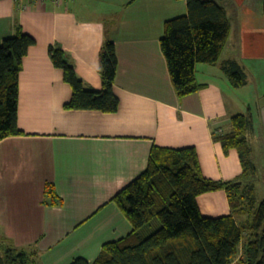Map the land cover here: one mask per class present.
Masks as SVG:
<instances>
[{"label": "crops", "instance_id": "0c3cea01", "mask_svg": "<svg viewBox=\"0 0 264 264\" xmlns=\"http://www.w3.org/2000/svg\"><path fill=\"white\" fill-rule=\"evenodd\" d=\"M213 1L229 18V39L217 64L195 66L203 87L178 98L160 39L165 21L187 13L185 0H64L58 7L0 0V45L15 34V23L35 40L19 72L17 124L23 134L0 141V244L35 246L39 264L93 262L104 244L132 231L111 199L143 173L152 146L195 148L208 179L241 176L237 151L225 154L212 135L229 132L231 117L239 113H251L254 194L257 202V193L264 198L261 0ZM108 38L117 56V112L66 110L71 88L53 66L49 46L66 53L86 88L100 90L99 53ZM227 61L240 65L245 86H231L221 69ZM47 183L62 206L43 204ZM197 204L204 217L232 214L224 191L200 195Z\"/></svg>", "mask_w": 264, "mask_h": 264}, {"label": "trees", "instance_id": "16d2710c", "mask_svg": "<svg viewBox=\"0 0 264 264\" xmlns=\"http://www.w3.org/2000/svg\"><path fill=\"white\" fill-rule=\"evenodd\" d=\"M187 13L164 22L160 47L173 90L178 98L197 92V64L215 65L225 48L231 23L223 6L213 0H185ZM264 15V0H261ZM15 34L0 45V141L23 133L17 124L19 72L22 59L35 44L18 23ZM53 66L71 88L66 110L115 113L119 99L113 86L117 70L115 44L105 40L99 53L102 88H86L66 53L57 45L48 48ZM234 88L246 85L247 76L234 61L221 65ZM229 132H214L224 153H238L242 174L233 181L206 178L195 148L152 146L146 169L112 199L132 227L125 237L102 246L93 262L75 258L70 264H264V199H255L257 168L251 160L248 133L251 113L235 114ZM224 191L231 215H201L197 197ZM43 204L62 206L52 184L44 188ZM241 217L243 220L238 221ZM158 221V223L156 222ZM245 241L244 244L241 243ZM0 264H39L35 246L15 248L0 244Z\"/></svg>", "mask_w": 264, "mask_h": 264}, {"label": "built area", "instance_id": "2783aa9c", "mask_svg": "<svg viewBox=\"0 0 264 264\" xmlns=\"http://www.w3.org/2000/svg\"><path fill=\"white\" fill-rule=\"evenodd\" d=\"M34 1L41 3V4H46L47 2H50L54 4V6L58 7L63 3L64 0H34Z\"/></svg>", "mask_w": 264, "mask_h": 264}, {"label": "rangeland", "instance_id": "374dc122", "mask_svg": "<svg viewBox=\"0 0 264 264\" xmlns=\"http://www.w3.org/2000/svg\"><path fill=\"white\" fill-rule=\"evenodd\" d=\"M256 198L258 199V201H261L262 199H264V198H261L259 193H257ZM156 222L158 223V221H156Z\"/></svg>", "mask_w": 264, "mask_h": 264}]
</instances>
